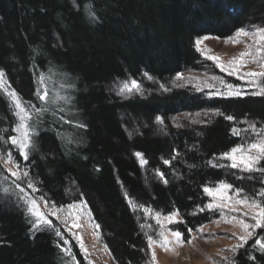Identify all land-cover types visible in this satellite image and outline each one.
I'll list each match as a JSON object with an SVG mask.
<instances>
[{"label": "trees", "instance_id": "obj_1", "mask_svg": "<svg viewBox=\"0 0 264 264\" xmlns=\"http://www.w3.org/2000/svg\"><path fill=\"white\" fill-rule=\"evenodd\" d=\"M241 29L258 38L264 0H0V69L25 107L45 109L30 121L38 143L25 161L10 141L13 107L0 94V151L21 173L18 180L0 162V264H90L57 218L47 214L49 225L33 217V197L85 203L116 264L155 263L148 238L158 237L157 214L178 211L169 229L186 242L219 220L205 187L229 184L233 197L264 205V160L247 171L223 159L264 140V95H253L264 77L222 73L197 45ZM206 66L244 94L218 95L227 91L221 80L212 88L188 81ZM133 80L141 91L119 94ZM43 89L47 101L37 98ZM252 230L222 264H264L255 243L264 227Z\"/></svg>", "mask_w": 264, "mask_h": 264}, {"label": "rangeland", "instance_id": "obj_2", "mask_svg": "<svg viewBox=\"0 0 264 264\" xmlns=\"http://www.w3.org/2000/svg\"><path fill=\"white\" fill-rule=\"evenodd\" d=\"M201 43L198 47L204 51V57L207 62L213 63L221 71L217 62L207 59L208 56H216L220 58V62L226 68L234 69L239 76H243L247 81L252 82L251 77L246 76L249 72H264V59L259 56L260 43L259 39L253 35L236 36L230 40L208 37V39H199ZM238 41V42H237ZM251 52L252 55L244 58L245 65H233L232 61L240 60V54ZM259 53V54H258ZM255 61V62H253ZM206 66V70L202 75L192 76L189 82L203 87L212 88L216 82L221 80V77L216 75L214 67ZM228 74V71H221ZM229 75V74H228ZM183 77L185 75H182ZM237 78V75H231ZM264 77V76H261ZM261 77H255L256 81H260ZM8 145V144H7ZM250 144L244 145L245 149ZM7 154V153H6ZM239 155V154H237ZM0 162L12 173L18 171L17 166L8 160L7 156L0 151ZM214 189L219 190L216 196H212L213 209H216L222 216L219 220L203 226L197 233L191 236V239L186 242L182 238V243H177L176 238L172 235V230L169 225L178 221V215L172 221L167 219V216L159 215V232L158 237L153 238L154 243L151 247L152 252H155L156 259L154 264H222V261L229 255V248L244 243L240 237L245 236L246 232L240 223H248V219L258 213V209L251 208L246 204H241L238 199L233 197L230 190H221L220 185ZM35 201L36 207H33L32 202ZM221 205L216 207V205ZM30 211L33 217L41 223L40 217L33 213H41L46 219L48 215L57 218L67 229L69 233L76 239L79 247L90 264H116L110 255L108 248L102 241L98 227L93 221L91 213L85 203L77 202L65 206H54L48 204L44 199L37 197L30 200ZM254 220V219H253ZM255 221V220H254ZM256 222V221H255ZM249 224V223H248ZM250 225H254L251 224ZM155 227H151L150 233H154ZM248 231L253 232L252 228ZM163 233V237L161 236ZM253 236V235H252ZM251 236V237H252ZM251 237H248L250 239ZM166 238L170 243L167 250L160 246L159 241ZM83 245V247L81 246Z\"/></svg>", "mask_w": 264, "mask_h": 264}, {"label": "snow or ice", "instance_id": "obj_3", "mask_svg": "<svg viewBox=\"0 0 264 264\" xmlns=\"http://www.w3.org/2000/svg\"><path fill=\"white\" fill-rule=\"evenodd\" d=\"M237 36H248L249 33L243 29L239 30L236 33ZM256 35L258 36L259 40L262 44H264V29H260L257 31ZM204 39H208V37H204ZM238 42V41H237ZM201 43L200 40H197V45ZM261 52H264V49L260 50ZM252 55L251 52H245L240 54V60H233L232 64L236 65L239 64L241 66L245 65L244 58L246 56ZM207 59L213 60L217 62L218 66L220 67L221 71H228L229 75H237L238 79H244L243 76H239L238 72L234 69L226 68L223 63L220 62V58L216 56H208ZM255 62V61H253ZM262 67H264V64H262ZM248 77H257V76H264V72L256 73V72H249L245 74ZM6 73L0 69V94L6 95L8 97L9 104L13 107V115L17 118V124L16 127L13 129L17 135L11 136L10 141L11 144L16 147V149L19 151L20 155L23 157L25 161L29 159L30 153L35 150L36 144L38 141L35 139L36 136H38V131L36 129V126L30 123V121L33 119V117H39L45 109L41 108L35 112H31L29 109L34 108L35 106L31 104V102H28V107H25V102L23 101L22 97L14 89L10 90V85L7 84V81L5 79ZM151 79V77H148ZM222 84H224L225 88L227 89L226 92L220 93L218 92V95H222L224 97H238L243 95L244 93L241 92L239 87H236L232 85L231 83H226L221 80ZM40 83H44V77H40ZM141 91V86L138 84L135 80L131 81L130 83H125L123 86L119 89V94H124L125 92H132V91ZM42 93V94H41ZM37 98L42 101L48 100V91L46 89L38 90L36 92ZM253 95H264V87H261L259 91L254 92ZM228 120H233L234 117L232 116H226L225 117ZM157 121L161 124H163V119L161 117H157ZM79 127H86L85 125H78ZM178 127L180 125H177ZM234 134H238L236 129H233ZM0 139H3V137H0ZM239 154V155H237ZM135 155L141 159L142 163H147L146 160L143 159V156L141 153L137 152ZM223 159H227L232 161L231 167L237 168V167H243L244 170L247 171H253L256 166L260 163L261 160H264V140H261L257 143H252L248 146L247 149H245L243 146H238L236 148H233L230 152L225 153L223 155ZM8 160L9 162H12L13 157L11 153H8ZM165 163H169V161H165ZM217 166V165H214ZM20 165L17 164V168L19 169ZM161 177V179L164 178L163 173H158ZM12 175L15 176L18 180L21 179V173L18 171H13ZM24 177L28 176V172L24 171L22 173ZM165 183H167L166 180H164ZM29 187H34V185L29 181L28 183ZM231 185L222 183L220 185L221 190H229L231 189ZM23 191V189H21ZM204 192L207 193L209 196H216L219 192V190L214 188L205 187ZM237 195H239V190H237ZM261 197H264V191H261L259 193ZM131 203V201H129ZM241 204H246L251 208L258 209V213L254 216H252V219L256 221L254 225H250L248 223H244L241 221L243 229L246 232L245 236H241L240 239L244 242V244L247 243L248 237H251L254 233L251 231H248L250 228H261L264 227V205L261 203H258L255 199H252L249 201L247 198H244L240 201H238ZM33 207L35 208V201L32 202ZM221 205H216V207H220ZM209 209L213 208L212 204H209L207 206ZM144 211L147 213L149 210L144 209ZM34 215H37L40 217V220L43 223L51 225L50 220H46L41 213H33ZM179 215L178 211L172 214H169L167 216V219L169 221H172L175 216ZM159 214L156 216L157 223H159ZM98 227V226H97ZM172 235L176 238L177 243H182V233L179 231H173ZM161 236L163 237V233H161ZM149 242V248L152 247L154 243H157V241H154L152 237L150 236L148 238ZM160 246L165 248L167 250V246L169 245V241L164 238L161 241H159ZM255 243L259 246V249L261 252H264V237L258 238ZM83 247V245H81ZM243 245H238L237 247H242ZM236 249H233L235 251ZM156 255L155 252H152V260L155 261ZM254 259V258H253Z\"/></svg>", "mask_w": 264, "mask_h": 264}]
</instances>
